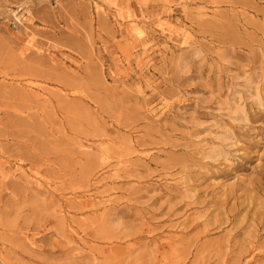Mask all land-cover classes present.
<instances>
[{
    "label": "rangeland",
    "instance_id": "rangeland-1",
    "mask_svg": "<svg viewBox=\"0 0 264 264\" xmlns=\"http://www.w3.org/2000/svg\"><path fill=\"white\" fill-rule=\"evenodd\" d=\"M0 166V264H264V0H0Z\"/></svg>",
    "mask_w": 264,
    "mask_h": 264
},
{
    "label": "bare ground",
    "instance_id": "bare-ground-1",
    "mask_svg": "<svg viewBox=\"0 0 264 264\" xmlns=\"http://www.w3.org/2000/svg\"><path fill=\"white\" fill-rule=\"evenodd\" d=\"M98 11H105V9L97 5L96 6ZM111 9H113L116 13L114 16L120 20H126L127 26H126V34H127V40L131 42H138L141 40H144L146 31L145 26L143 23L137 18L135 15H122L119 13L118 10V3L116 1L111 3ZM197 13L199 14H206L204 10H197ZM158 29L163 32H168L170 34H176L180 36L183 43H187L190 39V34L186 29L181 28L180 26L176 25L173 20L170 19V15L166 14L165 16H158L156 18ZM31 47H34V43L31 39L26 40L24 50H29ZM29 89L33 90L35 92V95L38 97H45L47 95V90L45 88H42L41 86H33L28 85ZM101 156V153H100ZM127 166L125 160H119L115 165L111 166V171H113L112 174H116L117 171L123 170ZM3 167L0 166V176L1 179L5 177V173L2 171ZM33 182H35L36 185H40V178L36 175L32 176ZM77 199H79L82 203L85 205H91L96 206L98 208H103L105 205L109 202L108 199H99L96 198L97 196H94L92 194L85 195H75ZM171 242H174V238H171Z\"/></svg>",
    "mask_w": 264,
    "mask_h": 264
}]
</instances>
